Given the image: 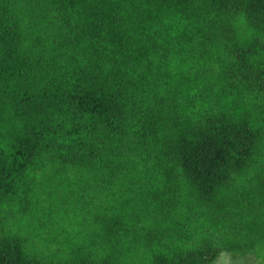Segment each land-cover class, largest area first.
I'll return each mask as SVG.
<instances>
[{
    "label": "trees",
    "instance_id": "1",
    "mask_svg": "<svg viewBox=\"0 0 264 264\" xmlns=\"http://www.w3.org/2000/svg\"><path fill=\"white\" fill-rule=\"evenodd\" d=\"M264 264V0H0V264Z\"/></svg>",
    "mask_w": 264,
    "mask_h": 264
},
{
    "label": "rangeland",
    "instance_id": "2",
    "mask_svg": "<svg viewBox=\"0 0 264 264\" xmlns=\"http://www.w3.org/2000/svg\"><path fill=\"white\" fill-rule=\"evenodd\" d=\"M215 264H263L252 256L234 260L228 254L222 252Z\"/></svg>",
    "mask_w": 264,
    "mask_h": 264
}]
</instances>
